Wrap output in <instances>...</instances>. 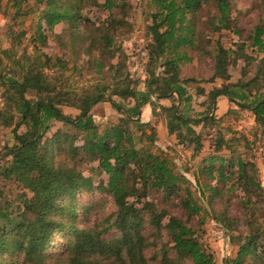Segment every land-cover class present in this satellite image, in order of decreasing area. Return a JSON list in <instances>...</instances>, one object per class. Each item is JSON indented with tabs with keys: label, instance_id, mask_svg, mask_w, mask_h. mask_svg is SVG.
Listing matches in <instances>:
<instances>
[{
	"label": "trees",
	"instance_id": "1",
	"mask_svg": "<svg viewBox=\"0 0 264 264\" xmlns=\"http://www.w3.org/2000/svg\"><path fill=\"white\" fill-rule=\"evenodd\" d=\"M90 6L107 16L93 20L85 11ZM129 6L127 0H5L0 6L10 43L0 47V126L12 132V143L0 153V181L3 187L10 182L13 191H30L19 204L0 188V264H215L198 232L215 197V219L237 231L228 263L264 264V212L246 217L243 231L228 212L237 189L247 211L264 203L255 166L242 156L250 155L246 137L211 135L202 158L208 164L197 171L216 181L198 182L192 190L173 160L154 150L155 134L140 121L151 95L178 99L163 108L168 133L192 155L200 153L202 134L193 125L217 120L209 111L194 117L187 112L195 79H181V71L210 55L211 79L226 80L239 59L243 75L252 64L255 70L246 80L223 81L208 91L194 86L196 93L211 103L225 96L250 110L264 132V57L254 55L264 53V5L257 21L243 28L232 0H150L146 90L136 88L121 61L111 63L121 51L116 33L131 26ZM224 29L241 40L224 46ZM25 37L35 45L51 39L58 51L20 50ZM82 53L95 79L77 88L65 72L77 69ZM101 101L120 114L117 122L95 123L91 109ZM63 106L77 113L66 114ZM83 168L96 173L95 183L86 182Z\"/></svg>",
	"mask_w": 264,
	"mask_h": 264
},
{
	"label": "rangeland",
	"instance_id": "2",
	"mask_svg": "<svg viewBox=\"0 0 264 264\" xmlns=\"http://www.w3.org/2000/svg\"><path fill=\"white\" fill-rule=\"evenodd\" d=\"M130 4L129 10L127 12L126 20L130 22L131 26L129 29H124L118 31L115 36L116 45L120 47L121 51H117L116 55L111 59V63H116L121 61V70L126 71L129 77L137 82L136 88L138 90H146L148 71V52L147 44L149 42L146 35V25L149 22L148 12H149V2L150 0H127ZM5 0H0V6H4ZM233 6L238 12H233L236 14L241 26L243 28H250L258 19V14L261 11L262 5H264V0H232ZM86 13L93 20L103 19L107 16V11L98 10L96 7H88ZM243 12L241 15L239 12ZM8 18L3 14V8L0 7V47L9 46V40L6 35V23ZM16 27V26H15ZM17 28V27H16ZM61 25L55 27L56 31H60ZM221 40L224 46L229 47L233 42L241 40L242 36L236 35L233 31L222 30ZM26 48L28 52L35 50L37 48L44 52H55L58 49L54 46L51 39L45 45L38 43L35 45L33 42L29 41L28 37L22 39V43L18 49ZM257 57H264V53H259ZM120 56V57H119ZM87 55L82 53L79 59H77V69L72 71L66 70L71 78L69 84L75 87H82L84 85H89L94 82L95 75L93 72L87 69V64L85 60ZM70 59V57H69ZM66 60H68L66 58ZM7 62V61H5ZM212 64L213 58L210 55H205L203 57L195 58L191 63L182 66L181 79H186L188 77L194 78V81H190L189 91L192 93V101L187 109V112L191 116H196L199 113H210L217 123H209L205 126L202 124L193 125L194 129L201 133L203 147L200 153L193 154L191 149L178 143L173 134L168 133L167 120L168 116L164 107L171 106L174 102L177 103L175 98H157L155 95H151L152 103L144 104L141 107L140 121L148 122L145 130L147 132H153L155 134V140L153 143L154 150L157 152L163 151L164 155H167L175 163L176 170L185 174V176L190 180L188 186L194 190L201 181L215 183L216 177L210 178L201 176L197 171L198 165L208 164L204 162V158L210 147L209 137L211 135L218 136L224 135L229 137L231 135L237 136L241 135L246 137L250 149V155L243 154V158H247L253 162L255 170L257 172V177L259 184L264 188V132L258 126L255 121L254 115L250 110L238 107L233 102L229 101L225 96H218L214 102L211 103L210 98L207 95H201L196 93L194 86H202L208 91L213 85H220L223 81L235 82L239 78L248 79L253 74L255 66L252 64L246 75H243L242 67L243 61L239 59L236 61L235 65H231L228 68V78L224 80L223 78L216 77L211 79L212 74ZM107 72V71H106ZM105 80H110L109 74L106 73ZM2 98H1V87H0V108H2ZM64 113L75 115L77 110L63 106ZM91 113L95 123L100 124V126L108 125L110 122H117L120 114L110 105L107 101H101L95 104ZM22 127L19 128L21 130ZM236 142V141H234ZM12 143V132L11 127H1L0 126V153L4 151L5 145H10ZM235 145V144H234ZM237 146H240L237 144ZM244 147V146H243ZM226 158L231 159V155L228 151L222 152ZM1 159V158H0ZM210 164V163H209ZM95 165V164H94ZM218 162L215 163V166ZM229 166H227V171ZM197 172V174H195ZM216 176V173H213ZM198 176V177H197ZM82 177L87 183H95L96 173L91 172L88 168H83ZM4 181H0V188H3V193L5 196H15V202L21 203L25 196H27L30 191L27 189L19 188V191H13V185L10 182H6V186L3 187ZM229 185V181L227 183ZM226 184V185H227ZM9 188V190H8ZM12 189V190H11ZM237 194L236 198L233 197L232 205L228 208V212L231 216L236 218V226L242 231L245 230L244 219L249 217L252 212L255 213L256 217H260L264 212V203H261L259 207L255 210L247 211L244 209V205L239 201V195H243L240 189L235 192ZM219 199L215 197L210 205L206 204V209L209 211L208 215L205 217L203 224L200 226L199 236L204 248L213 255L215 264H229V258L234 257L237 245L231 241V236L235 235L237 231H227L214 217V209L218 207ZM172 212L178 213L177 208H172ZM165 218L163 221H166ZM195 224V221H194ZM190 264V263H185Z\"/></svg>",
	"mask_w": 264,
	"mask_h": 264
}]
</instances>
